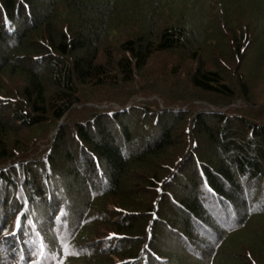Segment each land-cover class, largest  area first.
<instances>
[{"label":"trees","instance_id":"16d2710c","mask_svg":"<svg viewBox=\"0 0 264 264\" xmlns=\"http://www.w3.org/2000/svg\"><path fill=\"white\" fill-rule=\"evenodd\" d=\"M228 23L262 87L264 0H0V264H264V106L198 60Z\"/></svg>","mask_w":264,"mask_h":264},{"label":"rangeland","instance_id":"374dc122","mask_svg":"<svg viewBox=\"0 0 264 264\" xmlns=\"http://www.w3.org/2000/svg\"><path fill=\"white\" fill-rule=\"evenodd\" d=\"M228 25H229V23L225 26V28H222V29L219 28L223 37L225 38L224 42L227 45L222 43L221 41L218 42L217 43L218 47L213 50L214 54H212V55H200V57L198 56V60H199V62L201 61V63H204V65L208 66V67L217 68L218 66H222V68H224V71L226 72V74L231 75L230 78H233L234 75H239V74L242 75V73H243V79H245L249 83L248 86L250 89V93L252 92V94H251L252 97H250V100L254 104L253 106L257 105L259 107H262V106H264V84L262 85V87L259 86L258 82L260 80L259 79L260 75H258L259 72H258V74H256V70H255V66L258 67L260 65L258 62L259 58L257 56L256 60H254L256 52L252 51V48H253V47H251L252 43H249L245 48L246 56H244L242 59L239 60V62H242V65H241V63H239L240 66L237 67V62H236V59H234V53H233V49L231 48L232 44L230 41H231V39H234L233 38L234 34L238 35L237 33H235V31L237 32L238 28L235 27V25H232L233 28L229 29V28H227ZM133 27H134V25H133ZM227 31L229 32V34H231V36H228ZM242 34H243V32H242ZM118 39L119 38L109 39V41L111 42L110 43L111 47L113 44H115L118 41ZM213 46L214 45H212L211 47H213ZM223 51L226 55L223 54ZM227 51L231 52V55H228ZM247 56H248V58H247ZM187 57L190 58V55H184V56H182V55L181 56H178V55H158V56H155L154 58L151 59L149 65H148V68L146 69V72H143L142 75L145 78H147V75L150 73L158 74V75L163 76V78H165V79H161V80L165 81V83H167V82H171V80H169L170 73L173 71H177L178 77L175 78L176 81L185 80V79H187V76L190 74V72L193 71L194 67H196V64L191 62V61L189 62L188 60H190V59H188ZM219 58H221L222 59L221 61L225 64L220 63L218 60ZM100 59H101L100 62H105L103 57H100ZM226 65L230 68H227ZM233 71L235 73H233ZM172 78H174V77H171V79ZM141 86H142L141 82H139L137 80L136 87L135 86L134 87L139 89ZM88 91L92 92L94 94L93 95V94L88 92L89 97H92V98L97 97V98H102V99H104V97H105L104 93H102L100 91H91V90H88ZM89 97H87V98H89ZM240 103L241 102L238 101V102L233 103L232 105L237 106V105H240ZM103 107L109 108L108 106H104V105L101 108H103ZM255 108H257V107H255ZM48 137H50V136H48ZM45 139L42 142H44ZM38 147H40L42 149V146H38ZM148 192L150 193V191H148ZM108 209H109V211H111L110 205H108ZM103 214L104 213H102V212L98 215H97V213H94L93 217L96 218V220L98 222H100V221L101 222L107 221V223L111 222L112 217L109 218L108 214H105V215H103ZM94 215H96V216H94ZM130 218L133 219L134 217L131 216ZM117 219L118 218H114L111 223L115 222ZM107 223H106V225H102L101 228H106V229H109L111 231L112 229H110L108 227ZM96 236L97 235H95V237ZM257 238H259V237H257ZM101 240L102 239H98L99 242ZM234 240L236 241L237 244H239V246L241 245L245 248H248V246H249L247 244L249 242V240H247V239H244V240L248 241L247 243L243 242V240L238 241L236 239V237L234 238ZM261 240L264 241V234L261 237ZM133 241H135V240H133ZM227 245L229 246V248L233 247L232 245H229L228 243H227ZM77 246H75L74 244L69 245V249L71 248V251L73 250V254H75V252L79 250V248H77ZM93 247L95 249L99 250V245L97 244V242ZM133 257H135V256H133ZM136 259H137V257L132 259V261H130V263H132ZM114 261H117V260L114 259ZM117 263L120 264V262H117Z\"/></svg>","mask_w":264,"mask_h":264},{"label":"snow or ice","instance_id":"6c2138e0","mask_svg":"<svg viewBox=\"0 0 264 264\" xmlns=\"http://www.w3.org/2000/svg\"><path fill=\"white\" fill-rule=\"evenodd\" d=\"M0 228H2V225H0ZM22 229V224H21V216L17 215L16 216V220L14 223V230L10 233L11 236L15 237ZM109 238H114V235H110ZM29 252L33 255V256H37L39 254V249L37 250V252H32L31 249H29ZM36 264H39V261L36 262ZM61 264H63V262H61Z\"/></svg>","mask_w":264,"mask_h":264}]
</instances>
